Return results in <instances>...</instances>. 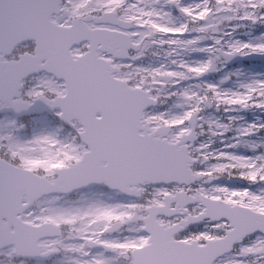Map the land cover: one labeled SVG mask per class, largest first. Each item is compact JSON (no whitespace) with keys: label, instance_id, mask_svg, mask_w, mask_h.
<instances>
[{"label":"snow or ice","instance_id":"6c2138e0","mask_svg":"<svg viewBox=\"0 0 264 264\" xmlns=\"http://www.w3.org/2000/svg\"><path fill=\"white\" fill-rule=\"evenodd\" d=\"M0 264H264V0H0Z\"/></svg>","mask_w":264,"mask_h":264}]
</instances>
